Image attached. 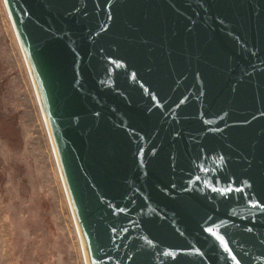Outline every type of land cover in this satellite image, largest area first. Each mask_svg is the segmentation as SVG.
I'll return each instance as SVG.
<instances>
[{"label":"water","instance_id":"95a60500","mask_svg":"<svg viewBox=\"0 0 264 264\" xmlns=\"http://www.w3.org/2000/svg\"><path fill=\"white\" fill-rule=\"evenodd\" d=\"M17 2L34 39L62 61L63 64L56 57L91 101L116 112L121 118H125V115L140 117L159 106L174 108L185 101L180 96L187 92L195 98L190 104L211 101L224 92L233 80H238L233 87L235 99L246 103L255 102L263 111L264 0ZM220 39L225 44L220 69L212 77L214 70L210 69L193 79ZM257 43L261 46L256 49ZM187 82L188 86H195V89L184 88ZM71 107L70 118L83 117L80 123L82 140L88 137L98 139L100 134L93 124L100 126L118 144V157L124 164L129 162L127 153L136 151L141 160L152 165L157 176L176 174L180 184H184L185 178L189 177L191 181L187 186L195 194L198 205L197 225L204 226L199 222L202 214L216 220V230L198 240L190 235V232H195L196 220L183 223V228L176 218H167L153 225L150 253L154 264H264L259 263L257 257L252 256L241 244L250 240L253 233L251 229L256 231V238L264 243V209L255 224L248 217L257 208L255 198L248 192L250 184H240L223 192L217 207L218 213L215 214L201 205L199 182L194 179L193 168L183 164L186 158L181 160L183 156L178 152L182 150L180 145L172 149L170 157L164 153L154 158L142 148L141 142L131 140L125 144L117 128L112 125L104 127L98 119L85 114L81 108L75 112L72 102ZM194 113L201 120L200 124L205 130L203 134L207 137L212 130L203 120L204 113L199 110ZM63 131L66 134L64 139L71 138L69 130L65 128ZM176 138L181 139L179 136ZM181 141L185 143L183 139ZM209 146L207 144L205 155L211 164L222 162V147L210 149ZM236 150L239 149L236 147ZM237 154L236 151L233 158ZM71 166L76 181L82 180L72 163ZM100 167L109 178L110 172L105 163H101ZM261 185L264 187V184ZM85 189L78 192L82 195L90 227L95 230V238L98 227L88 214ZM237 199L243 203L239 204ZM237 206L242 207L245 229L234 222L231 209ZM222 216L227 218L226 223H223ZM232 222L234 225L229 226Z\"/></svg>","mask_w":264,"mask_h":264},{"label":"rangeland","instance_id":"374dc122","mask_svg":"<svg viewBox=\"0 0 264 264\" xmlns=\"http://www.w3.org/2000/svg\"><path fill=\"white\" fill-rule=\"evenodd\" d=\"M51 102L60 130L70 131L65 146L82 177L76 189L82 192L86 187L88 214L98 227L93 239L95 264H154L151 227L167 218L179 219L181 228L196 220L195 232H190L196 240L216 230L218 224L209 215L199 218L203 227L197 225L198 205L187 186L189 177L184 185L176 174L157 176L136 151L127 153L129 162L124 164L118 157V144L100 126L93 124L98 139H81L83 117H69L71 101L58 88L53 89ZM101 163L108 168L109 178ZM58 170L24 59L0 0V264H87ZM241 208L231 211L234 222L245 229ZM251 241L258 245L253 252L261 256V243Z\"/></svg>","mask_w":264,"mask_h":264},{"label":"bare ground","instance_id":"6f19581e","mask_svg":"<svg viewBox=\"0 0 264 264\" xmlns=\"http://www.w3.org/2000/svg\"><path fill=\"white\" fill-rule=\"evenodd\" d=\"M3 3L29 74L55 164L59 167L64 180L68 197L66 200L68 205L70 203L71 217L75 218L79 242L82 244L87 264H95L93 239L96 233L86 217L82 195L76 189V174L64 144L66 134L60 130L53 115L51 93L55 88H58L64 97L70 99L75 108H81L85 114L95 117L104 127L108 128V125H112L117 128L125 144L131 140L141 142L144 146L142 148L150 152L154 158L164 153L170 157L176 145H180L182 150L178 152L183 156L181 160L186 158L183 164L190 169L193 168L194 179L199 182L201 205L215 214L218 213L217 207L223 192L240 184H250L248 192L255 198L257 208H255L256 212L253 215L249 214L248 217L251 223L255 224L261 215V210L264 209L262 197L264 187L261 185L264 184V108L262 111L255 102L246 103L235 99L233 87L238 80L231 81L227 89L211 101L190 104L195 98L192 93L187 92L184 96H180L185 101L174 108L159 106L141 114L140 117L125 115L123 116L125 118H121L116 112L91 101L78 87L69 70L62 65V61L34 39L17 0H3ZM219 41L211 51V55L204 61L202 69L193 75V79L199 78L210 69L214 70L210 76L212 77L220 69V62L224 60L225 44L221 39ZM260 46L259 44L256 49ZM188 83L183 87L194 90L195 86H188ZM198 110L204 113L203 120L211 127L212 132L207 137L203 134L205 130L200 124L201 120L195 116V113L193 114V111ZM177 136L185 143L181 139L178 140ZM207 144L212 146H209L210 149L222 147L224 154L222 162L211 164L209 157L205 155ZM236 147L239 150H236ZM236 151L238 154L233 158ZM222 219L223 223L227 222L224 216ZM251 230L253 233L250 240L241 244L252 256L257 257L259 263H262L264 254L260 256L253 252L258 245L251 240L258 237L256 238V231ZM261 242L264 250V243Z\"/></svg>","mask_w":264,"mask_h":264}]
</instances>
